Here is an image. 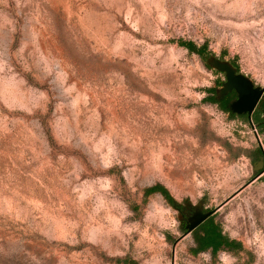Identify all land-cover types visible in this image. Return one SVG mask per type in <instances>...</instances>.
<instances>
[{
  "label": "rangeland",
  "instance_id": "374dc122",
  "mask_svg": "<svg viewBox=\"0 0 264 264\" xmlns=\"http://www.w3.org/2000/svg\"><path fill=\"white\" fill-rule=\"evenodd\" d=\"M225 66L264 87V0H0V264H264V133L206 101ZM235 194L212 218L242 250L192 253Z\"/></svg>",
  "mask_w": 264,
  "mask_h": 264
},
{
  "label": "trees",
  "instance_id": "16d2710c",
  "mask_svg": "<svg viewBox=\"0 0 264 264\" xmlns=\"http://www.w3.org/2000/svg\"><path fill=\"white\" fill-rule=\"evenodd\" d=\"M179 44L191 53H196L201 57H204L205 59L209 58L204 54L206 49L205 47L198 48L192 42H180ZM221 86L223 87V84ZM208 92L210 93V96L206 99V101L210 102L211 104L217 105L223 112L230 114L232 117L247 116L246 114L238 115L231 109V105L237 100V94L235 91L221 95L220 92L217 91V89L212 88L208 90ZM252 121L256 131L260 130V133H264V97L257 106L256 111L252 116ZM260 157L264 158V153L261 147L255 154V160L260 159ZM155 193L161 194L170 205L179 209L180 211H183L182 205L177 204L175 200L170 196L168 190L163 186L155 185L151 187L147 190L146 195L149 196ZM212 217L213 216L203 222L192 232L196 245L194 250H192V253L198 254L200 252L210 251L213 255H216L220 251L238 252L242 250L241 244L236 240L231 239L228 235L224 234L220 226L213 221ZM126 264L136 263L131 262Z\"/></svg>",
  "mask_w": 264,
  "mask_h": 264
},
{
  "label": "water",
  "instance_id": "95a60500",
  "mask_svg": "<svg viewBox=\"0 0 264 264\" xmlns=\"http://www.w3.org/2000/svg\"><path fill=\"white\" fill-rule=\"evenodd\" d=\"M221 69L226 74V81L223 83V89L221 90L220 94L224 95L228 92L235 91L237 94V100L233 102V104L231 105L232 111L238 115L246 114L252 128L255 129L252 121V116L256 111V108L259 105L260 101L264 97V87L254 86V84L248 78H246L241 74L236 73V71L232 69V67L230 66H225ZM257 139L264 153V149L262 143L259 140L258 135H257ZM237 194L230 197L228 200H226L224 203L218 206L215 210L211 212H205V213L202 212L198 214L195 217V219L191 222V224H189L187 228V232L183 235L181 239L186 237L188 234H191L203 222H205L207 219L213 216L217 211H219L222 207H224ZM175 246L176 245H174V248Z\"/></svg>",
  "mask_w": 264,
  "mask_h": 264
}]
</instances>
